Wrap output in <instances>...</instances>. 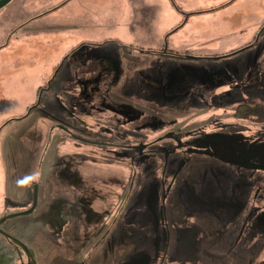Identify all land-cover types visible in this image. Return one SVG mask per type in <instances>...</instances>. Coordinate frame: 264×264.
<instances>
[{"label": "rangeland", "instance_id": "obj_1", "mask_svg": "<svg viewBox=\"0 0 264 264\" xmlns=\"http://www.w3.org/2000/svg\"><path fill=\"white\" fill-rule=\"evenodd\" d=\"M58 1L11 0L0 33ZM242 102L264 106V0L34 19L0 48V264H264V121Z\"/></svg>", "mask_w": 264, "mask_h": 264}, {"label": "flooded vegetation", "instance_id": "obj_2", "mask_svg": "<svg viewBox=\"0 0 264 264\" xmlns=\"http://www.w3.org/2000/svg\"><path fill=\"white\" fill-rule=\"evenodd\" d=\"M28 3H30L31 0H26ZM69 1L71 0H59L57 2V4H55L54 6H52V8L50 9H46L44 12H41L39 14H36L35 16L33 17H29V18H26L24 19L23 21L19 22L15 27L13 28H4L3 31H1L0 35V40L3 38V41L0 42V48H3L6 46L7 42L13 37L15 36L17 33H23L25 30H27L30 26H31V23L34 19L38 18V17H41L42 15L58 8V7H61L65 4H67ZM8 4V3H7ZM26 5H24L25 7ZM3 8V7H2ZM1 10V9H0ZM12 24V23H11ZM9 29V30H8ZM162 54H166V55H173V53H168V52H164ZM175 56V54L173 55ZM242 103H246V102H242ZM170 135H173V133H170ZM174 136V135H173ZM149 144V143H148ZM147 143L144 144H137V146H135L137 148V151L141 152L144 150V147H147L148 145Z\"/></svg>", "mask_w": 264, "mask_h": 264}, {"label": "trees", "instance_id": "obj_3", "mask_svg": "<svg viewBox=\"0 0 264 264\" xmlns=\"http://www.w3.org/2000/svg\"><path fill=\"white\" fill-rule=\"evenodd\" d=\"M234 116L261 122L264 121V106L239 103L235 107Z\"/></svg>", "mask_w": 264, "mask_h": 264}, {"label": "water", "instance_id": "obj_4", "mask_svg": "<svg viewBox=\"0 0 264 264\" xmlns=\"http://www.w3.org/2000/svg\"><path fill=\"white\" fill-rule=\"evenodd\" d=\"M11 0H0V9L4 7L7 3H9ZM191 57V56H188Z\"/></svg>", "mask_w": 264, "mask_h": 264}]
</instances>
